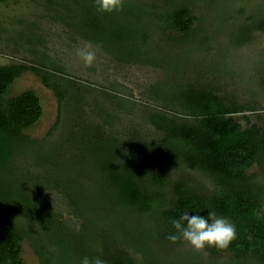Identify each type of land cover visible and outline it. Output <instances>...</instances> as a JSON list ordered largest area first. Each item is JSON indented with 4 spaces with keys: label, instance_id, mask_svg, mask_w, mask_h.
<instances>
[{
    "label": "trees",
    "instance_id": "16d2710c",
    "mask_svg": "<svg viewBox=\"0 0 264 264\" xmlns=\"http://www.w3.org/2000/svg\"><path fill=\"white\" fill-rule=\"evenodd\" d=\"M12 2L0 0L6 7ZM26 2V12H0V40L34 52L31 63L0 64V264H26L25 240L39 264H80L85 256L100 257L106 264H137L130 251L135 245H122L107 227L98 232V219L87 216L78 186L81 171L65 169L67 155L71 164L91 160L101 178L100 195L109 203L105 209L120 215L116 228L122 237L133 235L135 242L156 247L164 260L176 264L181 259L186 264H215L174 250L180 240L167 239L175 232L172 219L185 212L207 216L215 211L235 225L237 238L227 249L206 246L208 250L229 254L227 264H264V120L245 113L254 105L210 83L180 79L187 73L218 71L204 64L201 55L223 59L221 49L212 51L219 30L213 18L210 26L196 24L191 6L199 2L212 9L216 0H123L122 8L113 12H98L94 0ZM237 12L242 15L244 9ZM259 13L244 16L245 24L230 37L234 44L264 31V11ZM22 16L33 18V23L24 25ZM230 17L228 12L220 15L222 20ZM50 24L60 25L69 39L90 41L118 63L171 64L172 70L192 63L167 71L150 86L148 100L160 102L146 114L150 136L133 124L112 131L113 120L119 118L102 103H95V124L70 115L90 88L63 76L60 63L40 50L46 47ZM27 71L51 89L57 101L55 120L41 138L26 133L43 114L37 93L25 89L10 94L14 80ZM259 86L264 95V71ZM102 93L111 108L130 112L135 107L134 98L113 86L103 87ZM52 192L59 195L61 206L48 199ZM126 220L129 227L124 226Z\"/></svg>",
    "mask_w": 264,
    "mask_h": 264
},
{
    "label": "rangeland",
    "instance_id": "374dc122",
    "mask_svg": "<svg viewBox=\"0 0 264 264\" xmlns=\"http://www.w3.org/2000/svg\"><path fill=\"white\" fill-rule=\"evenodd\" d=\"M8 1L12 2V0ZM140 1L148 3L154 2V0ZM191 6L196 16V24H200L203 27L210 26L211 18H213V22L216 23L214 25L219 31L217 37L214 38L212 51L216 52L217 49H221L220 54L223 59L219 60L210 53L206 56L201 55L203 59L202 62L204 64H210L214 69L217 67L218 73L209 70L207 74L204 72V75L203 73L197 75L192 72L182 75L180 79L188 80L191 78L192 80L198 79L203 84L210 83L212 86L216 87L215 89L219 92L233 96L245 105H254L253 109L246 108L245 113L259 122L264 120V95L259 86V79L264 71V31H254L248 41L238 45L230 40V37L236 35L239 28L245 24L244 16L250 13L260 14L259 12L264 11V0H216V5H214L212 9L207 8L205 4L199 2H194ZM29 7L30 5L26 0H21L17 5H14L12 2L8 7H6V4L0 3V12L6 15L9 14L13 8L21 13L28 11ZM240 7L244 9L242 15L237 12V9ZM226 12H228V14L230 13L232 17L222 20L220 15H224ZM23 18L24 25L33 23V18ZM47 29L49 31H47V36L45 38L46 47L41 46L39 47L40 50L46 52L48 57L60 63L63 69V76L71 77L78 83L90 88V93H84L86 97L84 103L79 107L72 106L69 110L70 115L74 118L75 115L79 114V118L81 117L80 121L95 124L98 121L95 103H102L105 104L108 109L110 108L112 113L119 118V120H113L112 131L116 132L124 128L128 129L129 126L133 124L138 127L141 133L150 136L151 126L146 122L144 123V121L147 120L146 114L154 109V107L159 106L160 102L148 100L150 94L149 88L152 84L162 80L167 74L166 72L172 70V65L166 64L161 68L141 64L118 63L90 41L81 38L69 39L64 33L63 28L58 24L47 25ZM85 44H89L91 46L90 50L95 52V60L92 65L88 67H86L83 61L76 55L77 49L83 48ZM33 53V51L27 49V46H16L14 43L0 40V64H9L13 62L31 63L34 57ZM199 56L200 54L194 56L193 62H195V57ZM166 57L168 58L169 56ZM192 57L193 56L187 55L189 59ZM191 64L192 63L185 62L177 67L174 66L176 69L180 67L178 70H181L182 68H190ZM178 70L172 71L175 72ZM219 71L225 72L224 75H221ZM110 86L116 88V90L123 95L130 96L136 100L134 102L135 107L132 111L127 112L116 107L111 108V105H108L109 102L106 97H104L102 88H109ZM25 89H32L37 93L43 109V114L38 122L33 127L26 130V133L33 138H41L46 134L55 120L57 107L56 97L51 89L44 86L41 80L29 71L24 72L20 77L14 80L10 89V94H17ZM64 167L70 170L73 169L72 167L80 169L81 175L78 178V186H80L79 193L81 195V200L86 204L85 210L88 212L87 216L91 217L92 220L98 219V221H96L98 232L102 228L107 227L113 231V235L123 240L122 245L125 242L127 243V241L135 245L130 251L137 260V264H147V262H150L149 260L153 261V264H176L174 261L164 260L158 253L156 247L152 248L150 246H145L139 243L140 240L135 242L136 240H134L133 235L122 237L121 233L116 228V219L119 218L120 215H116L114 211L110 213L109 209H105L109 203L105 199H102L100 195L99 187L101 178L92 167L90 159L83 165H79L76 162L71 164L67 155ZM48 199L54 202L55 205L61 206L59 195L56 193H48ZM109 213L110 215H108ZM136 223L137 221H134V225ZM139 223L144 225V222ZM130 224L131 223L126 220L124 226L129 227ZM22 246V258L24 262L26 264H39L28 241L25 240ZM174 250L191 254L194 258H197V260L205 263L227 264L232 260L229 254H213L207 247L202 251H196L183 240L177 243ZM181 260L178 264H186V260L184 262Z\"/></svg>",
    "mask_w": 264,
    "mask_h": 264
},
{
    "label": "clouds",
    "instance_id": "9594fccd",
    "mask_svg": "<svg viewBox=\"0 0 264 264\" xmlns=\"http://www.w3.org/2000/svg\"><path fill=\"white\" fill-rule=\"evenodd\" d=\"M98 12L118 11L123 6V0H94ZM91 46L85 44L77 49L76 55L86 67L91 66L95 60V52ZM175 232L169 234L167 239L172 243L179 240L186 241L196 251H202L206 246L219 250L227 249L229 244L237 238L236 227L227 218L217 216L215 211H209L207 216L183 213L171 221ZM80 264H106L100 257L89 258L85 256Z\"/></svg>",
    "mask_w": 264,
    "mask_h": 264
}]
</instances>
